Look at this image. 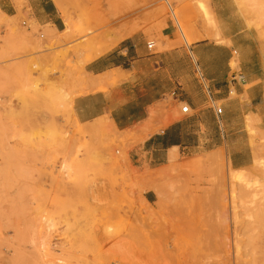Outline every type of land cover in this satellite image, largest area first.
<instances>
[{"label":"rangeland","instance_id":"1","mask_svg":"<svg viewBox=\"0 0 264 264\" xmlns=\"http://www.w3.org/2000/svg\"><path fill=\"white\" fill-rule=\"evenodd\" d=\"M52 1L64 22L59 34L40 29L28 11L0 13V159L12 163L29 158L22 149L35 150L31 159L42 167L35 191L43 198L36 205L41 224L30 232L19 222V170L0 166V264H264V112L244 117L253 160L238 172L222 149L210 155L207 170L177 153L164 164L132 166L131 150L186 116L171 96L152 108L149 132L145 122L119 132L106 122L80 125L66 114V95L96 91L83 66L124 40L141 36L158 51L163 32L172 31L186 49L205 40L225 43L216 35L211 1ZM222 1L229 20L243 28L254 63L264 68V13L249 11L247 0ZM239 66L233 54L232 72ZM230 99L248 103L233 91ZM57 116L65 125L54 124ZM35 118L42 122L30 121ZM56 165L59 177L90 183L89 194L67 207L71 222L59 237L65 244H51L57 214L51 206L59 202L47 179Z\"/></svg>","mask_w":264,"mask_h":264},{"label":"crops","instance_id":"2","mask_svg":"<svg viewBox=\"0 0 264 264\" xmlns=\"http://www.w3.org/2000/svg\"><path fill=\"white\" fill-rule=\"evenodd\" d=\"M210 1L211 13L219 25L216 35L225 43L205 40L186 49L176 44L172 31L163 32L165 39L158 51L148 49L147 41L141 36L122 41L117 48L83 66L90 79L88 87L96 91L75 95L72 99L66 95V114L72 122L80 125L106 122L110 129L119 132L145 122V131L149 132L153 127L150 120L155 115L152 108L166 96H171L173 102L186 105L191 114L153 133L131 150L128 156L133 167H142L143 163L148 166L164 164L177 153L191 163L200 160L201 170H207L210 155L222 149L232 171L249 168L253 155L243 137L244 117H258L264 112V68L261 63H254L252 52L242 43L247 39L243 28L229 20V6L222 0ZM27 11L28 18L40 29L48 26L57 34L65 30L52 0H18V3L0 0V13L6 17H17ZM233 54L240 58L237 73L230 67ZM235 75L242 77V81H231V76ZM55 81L58 83V79ZM245 86L250 87L244 89ZM232 91L237 96H246L248 103L243 105L239 100L230 99ZM216 103L220 106H215ZM30 121L42 122L37 118ZM53 122L56 126L65 125L62 116L55 117ZM22 150L29 158L20 155L19 160L12 163L0 159V166L19 170L18 183L24 186L18 194V200L24 206L19 211V222L31 232L41 224L36 205L43 198L35 190L42 183L36 170L42 167L31 159L35 150ZM57 168L58 165L47 179L57 190L50 197L54 196L59 202L55 207L51 206L57 213L50 226L51 244H65L59 237L71 222L67 207L71 206V201L82 200L89 194L90 183L61 178ZM76 183L78 188L73 187ZM151 197L149 193L142 195L146 203L151 202Z\"/></svg>","mask_w":264,"mask_h":264},{"label":"bare ground","instance_id":"3","mask_svg":"<svg viewBox=\"0 0 264 264\" xmlns=\"http://www.w3.org/2000/svg\"><path fill=\"white\" fill-rule=\"evenodd\" d=\"M247 5H248V10L251 12H255L257 11L259 16L261 17V15L264 13V0H247ZM244 7V5H243ZM256 14V13H255ZM261 14V15H260ZM255 17V16H254ZM257 18V17H256ZM255 20V19H254ZM260 21V20H259ZM255 22V21H254ZM262 22V21H261ZM249 23V21H248ZM250 24V23H249ZM258 25V24H257ZM264 25V24H263ZM258 29V28H257ZM261 33V32H260ZM262 37V36H261ZM95 81V80H94ZM90 82V79H88V83ZM88 85V84H87ZM155 114V113H154ZM153 117V115H152ZM155 118V117H153ZM151 124V123H150ZM174 155L170 156V159H173ZM236 172L241 171V170H235ZM237 174V173H236ZM241 175V174H240ZM239 176V175H238Z\"/></svg>","mask_w":264,"mask_h":264},{"label":"built area","instance_id":"4","mask_svg":"<svg viewBox=\"0 0 264 264\" xmlns=\"http://www.w3.org/2000/svg\"><path fill=\"white\" fill-rule=\"evenodd\" d=\"M147 48L148 49H152L153 48V44L152 43H148L147 44ZM230 80L231 81H234V82H236V81H242V77H240L238 75H235V76H231V79ZM216 112H217V114H220L221 111H220V109H217ZM181 113H183V114H188L189 113V109H188V107L186 105H182V107H181Z\"/></svg>","mask_w":264,"mask_h":264}]
</instances>
